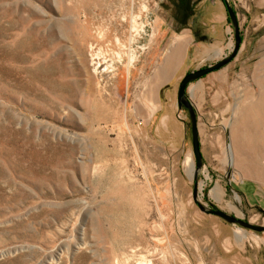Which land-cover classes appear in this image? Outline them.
I'll use <instances>...</instances> for the list:
<instances>
[{
	"label": "rangeland",
	"instance_id": "374dc122",
	"mask_svg": "<svg viewBox=\"0 0 264 264\" xmlns=\"http://www.w3.org/2000/svg\"><path fill=\"white\" fill-rule=\"evenodd\" d=\"M196 183L264 224V0H0V264H264Z\"/></svg>",
	"mask_w": 264,
	"mask_h": 264
},
{
	"label": "water",
	"instance_id": "95a60500",
	"mask_svg": "<svg viewBox=\"0 0 264 264\" xmlns=\"http://www.w3.org/2000/svg\"><path fill=\"white\" fill-rule=\"evenodd\" d=\"M228 12H229V15H230V17L233 21V24L236 28V40H237V42H236V45H235L233 51L231 52L230 55L224 57L221 60L216 61L214 64L208 65L206 67H200V68H197L193 71L186 73V75L183 77V79L180 83V87L178 90V105L180 108L187 107L189 109V112L191 115V120H192L193 148H194V154L196 157V164H195V171H194L195 179H197L198 173L204 165V161H203V154L201 151V142H200V134H199L198 124H197L196 109L193 106L191 100L189 99V97L187 95V87H188V84L190 82L198 80L199 78L226 66L238 54L240 47H241V42H242L240 32H239V23L237 20L236 13L234 12V10L229 5H228ZM194 196H195L196 201L199 203L201 209L203 211H205L206 213L217 215L219 217H222L223 219H225L226 221H228L230 223L240 224L246 228H250V229H253V230H256L259 232L264 231V224H261V225L253 224V223L248 222V221H246L240 217H237L235 215H231V214H229V213H227V212H225L219 208H217V209L216 208H207L205 205H203V203H201L198 200V185H197V183L195 184V188H194Z\"/></svg>",
	"mask_w": 264,
	"mask_h": 264
},
{
	"label": "bare ground",
	"instance_id": "6f19581e",
	"mask_svg": "<svg viewBox=\"0 0 264 264\" xmlns=\"http://www.w3.org/2000/svg\"><path fill=\"white\" fill-rule=\"evenodd\" d=\"M135 58V56L134 55H132L131 56V60L133 61V59ZM96 65V64H95ZM97 66V65H96ZM97 68H98V66L97 67H95V69L97 70ZM233 157H234V152H232L231 153V159L233 160ZM189 174H190V176L191 177H193V175H194V171H195V166H194V162L193 161H191V163L189 164ZM219 188V187H218ZM218 188H213V190H212V192L213 193H215V192H217L218 191ZM237 198L239 199L240 197L239 196H237Z\"/></svg>",
	"mask_w": 264,
	"mask_h": 264
},
{
	"label": "crops",
	"instance_id": "0c3cea01",
	"mask_svg": "<svg viewBox=\"0 0 264 264\" xmlns=\"http://www.w3.org/2000/svg\"><path fill=\"white\" fill-rule=\"evenodd\" d=\"M186 57H187L186 59H189V53H187V56H186ZM173 61H174L173 58L171 59V61L169 60L167 66L165 67V71L163 72V74L161 73L162 78L168 79V77H169V75H170V74H168L169 71L171 72V69L174 68L173 65H172ZM188 66H189V65H188ZM167 67H168V68L171 67L170 70H168ZM166 76H168V77L166 78ZM153 88H154V87H153ZM149 106H151V105H149ZM150 108H151V109H154V108H156V107H155V105H154V106H151Z\"/></svg>",
	"mask_w": 264,
	"mask_h": 264
},
{
	"label": "flooded vegetation",
	"instance_id": "af4514ba",
	"mask_svg": "<svg viewBox=\"0 0 264 264\" xmlns=\"http://www.w3.org/2000/svg\"><path fill=\"white\" fill-rule=\"evenodd\" d=\"M190 4V3H189Z\"/></svg>",
	"mask_w": 264,
	"mask_h": 264
}]
</instances>
